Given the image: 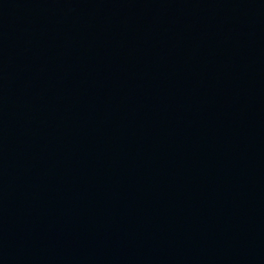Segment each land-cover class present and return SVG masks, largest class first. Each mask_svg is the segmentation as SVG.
I'll return each mask as SVG.
<instances>
[{"label": "water", "instance_id": "water-1", "mask_svg": "<svg viewBox=\"0 0 264 264\" xmlns=\"http://www.w3.org/2000/svg\"><path fill=\"white\" fill-rule=\"evenodd\" d=\"M0 264H264V0H1Z\"/></svg>", "mask_w": 264, "mask_h": 264}]
</instances>
